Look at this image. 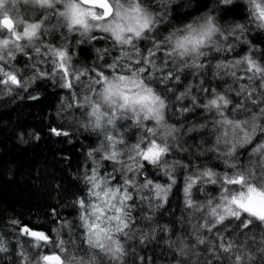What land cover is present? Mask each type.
<instances>
[{"label":"trees","instance_id":"1","mask_svg":"<svg viewBox=\"0 0 264 264\" xmlns=\"http://www.w3.org/2000/svg\"><path fill=\"white\" fill-rule=\"evenodd\" d=\"M120 2L128 4V0ZM137 2L154 20L152 31L145 33L146 38H134L141 57L147 55L154 42L163 41L173 33L185 35L188 25L199 28L212 17L219 31L214 33L211 43L201 48L205 55L199 57L197 63L202 67H192L191 56L167 57L165 53L171 46L165 43L153 60L164 72L176 70L179 80L161 84L159 78L163 73L153 71L152 79L144 74L145 82L165 99L162 124L143 120L141 114V125H138L131 112L119 116L117 110L114 124H108L107 116H102L101 127L96 128V118L89 115L92 107L85 103V97L100 102L103 113L110 115L112 109L97 96L101 85L91 83L95 78L93 69L111 77L113 74L130 75L129 65L132 70L148 67L142 60L140 64L135 63L138 57L132 46L117 44L106 32L99 33L100 38L96 35L95 39L81 35L80 31L69 32L63 23L57 29V39L44 33L25 48L27 55L18 52L7 67L17 72L22 86L0 84V244L6 248L0 251V264H45L40 258L49 254H59L63 264H205L208 260L212 264H232L224 254L216 260L207 245L192 246L197 235L215 241L214 232L209 233L199 225L211 220L209 201L211 206L220 202L226 185L219 178L248 167L259 172L256 165L261 156L254 155L253 149L264 142V134L258 132L251 143L238 146L232 157L223 154L229 145L223 141L217 144V137L227 131L229 142L237 139L232 127L221 121L224 118L250 120L253 113L264 106L251 104L244 94L237 95L244 85L255 87L254 95L258 97L261 81L247 71L246 63L236 64L237 60L251 56L264 67V27L260 26L264 21L253 15L251 0ZM256 2L264 5V0ZM52 16L57 17V12L40 8L35 21ZM21 43L28 45L27 40ZM46 45L66 49L71 57V71L87 70V75L79 80L73 78L72 88L63 87L61 74L54 71L53 63L49 64V59L53 61L54 57L45 54ZM35 47L41 48V55L36 54ZM124 52L129 53L131 59L123 56ZM114 61L118 62L115 73L107 67ZM185 63L189 66L185 67ZM40 72L47 75L41 76ZM182 93L185 95L181 96ZM217 93L232 101L221 109L223 116L214 108L203 107ZM238 102L244 104L243 109L237 110ZM259 123L264 124V117ZM146 128H156V135L149 136ZM172 128L176 131L169 135ZM53 129L67 135L58 136ZM236 133L242 136L239 130ZM107 136L117 141L115 147ZM142 139V147L149 139H156L158 143H166L169 152L156 165L141 161L135 157L132 147ZM112 151L119 153L118 161L104 159L105 154ZM130 156L143 167L128 171V166L134 163ZM230 164L236 166L229 167ZM208 169L217 174L218 182L212 184L206 177L198 179L187 197L193 201L194 206L190 208L184 192L188 178L195 179ZM93 170L113 179L114 184L125 186L132 196L131 226L125 230L127 235L115 234L125 248L121 260L87 243L81 216L90 211V183L86 178ZM125 179L134 183L125 185ZM147 180L152 184L145 188ZM155 184L164 188L171 185L166 199L163 194L156 196ZM80 200L85 202L84 208L80 207ZM89 222L92 221L89 219ZM236 223L232 221L233 225ZM22 227L43 232L49 241L39 242L37 247L34 238L21 231ZM224 235L251 252L253 259L245 264H264V253L258 250L264 247L258 229L247 237L231 228ZM184 244L191 250L186 249L187 254L180 256L178 249Z\"/></svg>","mask_w":264,"mask_h":264},{"label":"snow or ice","instance_id":"2","mask_svg":"<svg viewBox=\"0 0 264 264\" xmlns=\"http://www.w3.org/2000/svg\"><path fill=\"white\" fill-rule=\"evenodd\" d=\"M17 2L18 0H0V17H2L0 19V84L20 87L22 86V81L18 77L17 72L10 70L7 66L11 61L16 59L18 52L27 55L25 48L31 45L33 40L38 37L43 21L24 24L22 31L18 30L19 25L23 22L18 21L14 23L10 16V12L15 9ZM23 2L47 9H54L56 5L63 3L64 10L60 11L58 15L66 21L65 26L69 32L80 31L81 35H86L93 28H96L110 33L117 44L132 46L138 57L135 63L140 64L142 60L143 64L148 65V67L141 66L135 70H132L131 65H129L128 72H130V75L113 74L111 77L103 71L93 69L95 78L91 80V83L101 85V90L97 93V96L103 104L112 109L110 115L103 113L101 112L100 102H93L90 98L85 97V103L90 104L92 107L89 115L96 118V128L101 127L100 121L102 116H107L108 124H114L118 118L117 110H119V116H123L126 112H131L133 114L132 118L138 125H141V114L143 120H154L157 125H161L166 108L165 99L152 86L145 82L144 74L147 73L148 79H152L153 71L163 73L159 78L161 84H165L167 81L173 79L179 80V76L176 75V70L170 69L164 72L163 67L156 65L153 60L156 52L160 51L165 43H168L171 46V50L165 53L167 57H172L173 55L180 58L191 56V66L202 67V65L197 63L199 57L205 55L201 51V48L211 43L212 36L219 31L213 24L212 17L209 16L199 28L188 25L185 35L176 36L173 33L165 37L163 41L154 42L153 48L148 49L147 55L141 57L140 49L133 42L134 38H146L145 33L152 31L154 20L151 14L137 0H128L127 6L121 3L120 0H23ZM223 2L231 3V0H223ZM251 2L254 5L253 15H256L257 19L264 21V5L257 3L256 0H251ZM9 4H11V7H8ZM260 26L264 27V23ZM237 27L240 26L237 25ZM24 40L28 41V45L21 43ZM46 48L47 53L45 54H50L54 57L52 61L54 71L61 74V79L64 81L63 87L72 88L73 78L79 80L81 76L87 75V70L76 73L71 71V57L68 55L66 49L56 48L51 45H46ZM34 51L37 55L42 54L40 47H35ZM123 56L131 59V56L127 52H124ZM240 63H246L248 66L247 71L252 72L254 76L260 79L261 83L259 87L261 91L257 97L254 95L257 92L255 87L248 88L241 85L237 95L244 94L246 101H250L253 105L264 104V67L259 65L251 56H245L242 61H236V64ZM117 66V61L107 64V67L113 70L114 73ZM166 66L165 62L164 67ZM184 66L188 67L189 65L185 63ZM39 75L43 76L47 75V73L40 72ZM249 79L251 80L253 77H249ZM184 95L185 93L181 94V96ZM231 103L232 101L226 96L217 93L203 107L206 109L214 108L223 116L224 113L221 109L227 108ZM243 108L244 104L238 102L237 110ZM183 110L188 111L187 108ZM261 117H264V106L259 107L258 112L253 113L250 120L233 121L224 118L221 123L230 125L233 129V135L237 139L229 142L227 139L229 133L227 131L222 136L217 137V144L223 141L226 145H229L228 150L223 154L232 157L236 154L238 146L243 147L245 144L251 143L258 132L264 134V124L259 123ZM236 130H239L242 136H239ZM52 131L58 136L67 135L66 132H61L57 129H53ZM146 131L149 136L154 137L156 135V128H146ZM174 131L176 129L172 128L168 134L171 135ZM107 139L115 147L117 141L114 137L107 136ZM119 142L122 143L123 141ZM142 144H144L143 139L140 143L133 145L132 151L135 153V157H139L141 161H147L152 165L158 164L161 158L169 152L168 145L166 143H158L156 139H149L148 143L143 147ZM253 154L261 156L260 162L256 165L259 168L258 173L253 167H248L243 171L235 172L231 176L225 174L219 178L220 182L226 185L223 188L220 202L215 206H211L212 202L209 201V216L211 220H205L203 224L199 225V228L205 229L209 233L214 232L215 241H210L204 236H195V244L192 248H195L197 245H207V250L212 253L216 260H220V254H224L228 260L232 261V264H245V261L250 262L253 259L251 252L246 249L245 245L238 246L235 241L225 237L224 233L229 232L230 228L232 231L239 230L245 237L250 232L258 229L260 231L261 244H264V142H261L253 149ZM89 155L91 156L92 153H89ZM118 156V152L112 151L105 154L104 159L118 161ZM135 157H129L134 163L128 166V171L143 167L141 163L135 162ZM235 166V164L229 165V167L233 168ZM202 177H206L208 182L212 184L218 182L216 178L217 174L210 169L203 171L195 179L189 177V182L184 188L186 198L189 197L192 186ZM86 179L92 184L93 189L101 188V183L97 179V172L95 170ZM172 182L175 183V180ZM124 183L125 185H130L134 181L125 179ZM151 184L152 181L147 180L143 187L147 188ZM154 188L157 197H161L163 194V198L166 199L171 185L168 188H164L160 184H155ZM91 195L97 197L101 203L91 206V217H94L92 222H89L90 218L88 215L81 216V220L84 222L83 227L87 233V243L93 248H98L110 254L113 259L121 260L125 255V248L116 238L115 234L127 235L125 230L129 229L131 225L129 223L130 214L125 209L128 207L127 201L131 200L132 196L127 192V189L121 194L120 188H104L101 191H92ZM113 201H118V203H114ZM186 204L190 208L194 206L191 198L186 199ZM79 205L81 208H84L85 202L80 200ZM107 212H112L113 214L107 215ZM232 221H237L238 223L233 225ZM21 231L25 235L34 238L37 242V247L40 246L39 242L49 241V237L43 232L34 231L27 227H22ZM143 239H146V237ZM186 249L191 250L187 244L180 247L178 249L179 255L185 256L187 254ZM258 250L264 253V247ZM0 251H6V248L2 244H0ZM21 255L23 256V253ZM40 259L45 264H63L59 254L44 255ZM205 264H212V261L208 260Z\"/></svg>","mask_w":264,"mask_h":264},{"label":"rangeland","instance_id":"3","mask_svg":"<svg viewBox=\"0 0 264 264\" xmlns=\"http://www.w3.org/2000/svg\"><path fill=\"white\" fill-rule=\"evenodd\" d=\"M8 7H11V4L8 5ZM41 7L37 6V5H33V4H26L23 2V0H18V2L16 3V7L15 9L10 12V16L13 19L14 23L18 22V21H22L23 23L19 25L18 30L22 31L21 26L27 23H33L36 22L35 18L38 16V10ZM47 9V8H46ZM53 11L57 12V17L56 16H52V18L48 19L46 18V20L43 21L42 27L38 33V37H40L41 34L47 33V35L49 37L52 38H56L58 37V30L61 26H63V23H66V21L64 20V18L60 17L58 15V13L60 11H63V3L56 5V7L54 9H51ZM0 19H2V17H0ZM40 22V21H39ZM95 23V22H94ZM103 23V22H100ZM50 24V26H49ZM103 31L93 28L91 30L90 33L86 34L88 37H94L92 39H95L96 35L98 38H100V36H98L99 33H102ZM6 36V34H5ZM38 37L36 39H38ZM33 40V42H35V40ZM91 39V40H92ZM52 63V61H50L49 59V64ZM48 69V68H47ZM97 179L98 181L101 183V188L100 189H93L92 188V184L90 183V198H91V205H90V211L88 212V215L90 217V220L92 221L94 219V217H91V212H92V205L94 204H100L101 201L99 199H97V197L91 195L92 191H101L104 188H120L121 189V194H123L124 190L126 189L125 186L123 185H118V184H114L112 181L113 179L105 177L100 175L97 172ZM106 182V183H105ZM128 192V191H127ZM114 203H118V201H113ZM127 205L128 207L125 209L128 213H129V209H130V200L127 201ZM112 212H107V215H112Z\"/></svg>","mask_w":264,"mask_h":264},{"label":"bare ground","instance_id":"4","mask_svg":"<svg viewBox=\"0 0 264 264\" xmlns=\"http://www.w3.org/2000/svg\"><path fill=\"white\" fill-rule=\"evenodd\" d=\"M98 38V37H97Z\"/></svg>","mask_w":264,"mask_h":264}]
</instances>
